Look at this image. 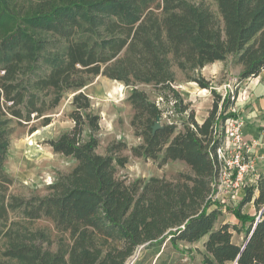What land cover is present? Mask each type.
I'll return each mask as SVG.
<instances>
[{"label": "trees", "instance_id": "1", "mask_svg": "<svg viewBox=\"0 0 264 264\" xmlns=\"http://www.w3.org/2000/svg\"><path fill=\"white\" fill-rule=\"evenodd\" d=\"M214 1L217 11L191 0H0V264H126L142 245L147 250L205 236L206 264H264V173L229 208L241 226L215 227L223 207L214 197L222 142L215 127L237 115L228 111L236 100L235 92L223 97L201 73L228 59L241 66L240 82L262 73L264 0ZM175 67L214 95L202 123L174 85ZM100 74L131 87V125L142 138L131 147L133 156L160 166L180 160L189 172L131 183L117 177V166L128 162L118 154L127 144L97 151L101 117L82 90ZM139 83L159 87L167 100L172 94L174 112L186 114L182 128L173 121L153 130L165 110ZM70 90H78L74 126L49 144L75 166L45 195L8 193L12 179L3 166L11 123L44 116L48 125L46 114ZM250 202L255 214L243 212ZM41 218L54 224V250L51 230L32 226ZM233 231L244 232L242 244L232 240Z\"/></svg>", "mask_w": 264, "mask_h": 264}, {"label": "rangeland", "instance_id": "2", "mask_svg": "<svg viewBox=\"0 0 264 264\" xmlns=\"http://www.w3.org/2000/svg\"><path fill=\"white\" fill-rule=\"evenodd\" d=\"M195 3L203 2L217 11V4L214 0H191ZM241 66L236 65L231 59L227 61H217L201 69V73L207 79L213 82V88L218 93L225 96L232 90L235 92L236 106L240 107L238 113L244 116L264 119V108L256 110L254 105L257 101L264 99V70L259 75L260 83L255 82V77L244 81H239L238 74ZM177 80L176 89L181 93L185 103L195 110L196 116L204 111L206 105L214 100L211 89L201 88L197 82L189 81L184 73L175 67ZM138 87L144 89L150 98L160 101V106L164 113L160 118L161 124L167 122H178L179 129L182 128V120L186 114H177L174 112V97L170 94L168 100L164 96L163 90L154 87L153 84L139 83ZM82 90L87 93L91 99L92 111L100 115L101 129L96 133L99 138L97 151L101 154L107 152V147L116 142H124L127 148L118 154L127 156L128 162L124 167L117 166V177L131 183L136 179H149L150 177L171 178L179 172H189V166L180 160H169L166 164L160 166L153 159L144 157H135L132 154L131 147L142 142V138L134 133L131 125V119L134 109L128 100L131 93V87L125 85L122 81L111 79L105 75H98L87 82ZM78 90H70L64 93L60 104L51 109L48 114L51 122L44 125L43 117L34 118L28 124H18L13 121V132L10 136L9 151L4 163V170L12 179L9 184L8 193L18 194L28 197L32 193L45 195L48 193V185L58 179L60 173H66L75 166V161L71 157L54 152L49 144L50 139H56L64 131L70 130L74 126V121L70 117V112L74 106L72 104L73 95ZM220 110V109H219ZM245 118V117H244ZM246 122V121H245ZM36 130L31 132V128ZM89 136V130L86 128L84 137ZM261 158V157H260ZM264 161V157L262 158ZM259 159L257 160L256 173L258 170ZM248 177H253L250 173ZM255 180L246 181L247 185L254 183ZM245 193V188L239 190H222L219 194L222 213L219 216L215 227L218 228L223 223L237 224L241 226L238 218L229 208L236 207ZM244 213L255 214L253 204H247L243 207ZM33 227H47L51 230L53 243L50 248L56 249V238L58 236L54 229L52 221L41 218L33 222ZM208 236L200 241L188 243L178 241L176 245L166 240L159 248L144 249L141 248L127 260L128 264L133 258L136 259L132 264H206L204 262L203 252L205 251L204 242ZM232 240L235 243L242 244L244 241V232L233 231ZM2 242H0V245ZM227 264H236L229 262Z\"/></svg>", "mask_w": 264, "mask_h": 264}, {"label": "built area", "instance_id": "3", "mask_svg": "<svg viewBox=\"0 0 264 264\" xmlns=\"http://www.w3.org/2000/svg\"><path fill=\"white\" fill-rule=\"evenodd\" d=\"M230 93L233 94L234 91ZM228 111L237 113V115L226 118L221 125L215 127L216 137L222 139L216 149L219 172L214 184L217 188L215 198H219L222 190L245 188L250 173H254L256 179L259 177L256 173L259 157L253 150L261 145V140L258 137H247L244 134L245 118L239 115L236 105L231 106Z\"/></svg>", "mask_w": 264, "mask_h": 264}, {"label": "crops", "instance_id": "4", "mask_svg": "<svg viewBox=\"0 0 264 264\" xmlns=\"http://www.w3.org/2000/svg\"><path fill=\"white\" fill-rule=\"evenodd\" d=\"M260 76L255 77V82L260 83L261 81H259ZM206 90V89H204ZM213 105V100H211L208 105H206L204 111L202 110V112L198 113V116H196V119L199 123H202L209 115V112L212 108ZM237 108L239 109V111H241L240 107L237 106ZM255 111L264 108V99L257 101L254 105ZM239 115L245 117V126L243 128L244 134L247 137H258L261 140V145L258 146L256 149H254L253 151L255 152V154L259 157V163H258V170L259 172L257 173L259 176L261 173H264V161L262 160V158L264 157V119H260V118H255L254 119L257 120L254 123H252L253 119L252 117L249 116H244L241 113H239ZM257 117V116H256ZM261 157V158H260ZM248 180H255L254 183L251 184H256L257 179L253 178V177H248ZM244 194V191L241 192V195ZM244 196V195H243ZM248 204H253V202H250ZM254 206V204H253ZM255 208V207H254ZM256 211V209H255Z\"/></svg>", "mask_w": 264, "mask_h": 264}, {"label": "water", "instance_id": "5", "mask_svg": "<svg viewBox=\"0 0 264 264\" xmlns=\"http://www.w3.org/2000/svg\"><path fill=\"white\" fill-rule=\"evenodd\" d=\"M162 125H161V123H160V118H158V120L156 121V123H155V125H154V127H153V130H156L157 128H159V127H161ZM144 247V245H142L141 247H140V249L141 248H143ZM136 259V257L135 258H133L128 264H132L133 263V261ZM236 264H238L237 262H236Z\"/></svg>", "mask_w": 264, "mask_h": 264}]
</instances>
